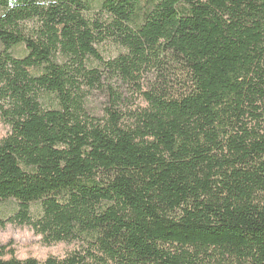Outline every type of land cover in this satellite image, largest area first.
Here are the masks:
<instances>
[{
    "label": "trees",
    "instance_id": "1",
    "mask_svg": "<svg viewBox=\"0 0 264 264\" xmlns=\"http://www.w3.org/2000/svg\"><path fill=\"white\" fill-rule=\"evenodd\" d=\"M0 121V228L79 245L0 264H264V0H0Z\"/></svg>",
    "mask_w": 264,
    "mask_h": 264
},
{
    "label": "rangeland",
    "instance_id": "2",
    "mask_svg": "<svg viewBox=\"0 0 264 264\" xmlns=\"http://www.w3.org/2000/svg\"><path fill=\"white\" fill-rule=\"evenodd\" d=\"M101 53L104 57H111L118 51L112 42H105L100 46ZM103 100V95L99 90H95L88 95L86 101L88 107L94 112L99 111V103ZM8 131L0 121V137L4 136ZM9 207L4 205L0 208L1 214H7ZM10 245L14 250V255L19 259L26 257H34L39 260L45 259L52 255L57 258H63L68 253L79 248L77 243H58L51 246H44L40 242L39 236L34 234L33 230L25 224H7L4 228H0V246Z\"/></svg>",
    "mask_w": 264,
    "mask_h": 264
},
{
    "label": "clouds",
    "instance_id": "3",
    "mask_svg": "<svg viewBox=\"0 0 264 264\" xmlns=\"http://www.w3.org/2000/svg\"><path fill=\"white\" fill-rule=\"evenodd\" d=\"M12 5H11V3L9 4V7H11Z\"/></svg>",
    "mask_w": 264,
    "mask_h": 264
}]
</instances>
